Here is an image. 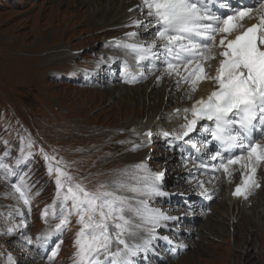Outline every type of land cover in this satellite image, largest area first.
Segmentation results:
<instances>
[{
	"label": "snow or ice",
	"instance_id": "1",
	"mask_svg": "<svg viewBox=\"0 0 264 264\" xmlns=\"http://www.w3.org/2000/svg\"><path fill=\"white\" fill-rule=\"evenodd\" d=\"M137 7L148 18L147 23L134 19L128 26L143 27L146 31L154 29L153 39L148 43L116 41V44L134 57L137 68L142 69L147 61L151 70L159 61L163 65L162 76L175 78L177 87L187 85V99H192L201 82L213 83L214 88L206 98L195 100L191 108L183 110L185 122L174 135L182 140L196 131L201 121L211 122V126L203 124L200 130L210 133L212 141L217 143L209 160L218 164L201 160L197 167L222 170L226 177H231L232 166H239L241 183L232 195L247 199L251 190L260 187L255 177L257 169L264 164V142H261L264 140V0H140ZM245 21L255 22L246 26ZM125 35L134 41L138 33ZM211 61H217L214 75L206 70L212 67ZM124 71L129 77L126 82H135V76L128 73L127 63ZM180 111L177 109L176 114ZM143 135L151 137L152 133ZM208 143L205 141L204 147ZM139 147L133 145L132 150ZM192 147L197 145L192 143ZM44 159L55 161L48 153H44ZM55 162L57 166L53 169L50 164L49 172H55L57 194L62 195L61 211L58 216L53 212L52 218L59 219V223L46 235L63 232L71 216L77 217L79 230L73 241V264H134L132 257L149 251L152 241L159 238L156 230L166 226L162 221L177 219L149 207L146 199L138 198L164 195L156 184L164 173L151 172L143 162L134 165L131 172L122 173L129 180L116 179L111 186L100 183L94 191L73 182L67 166H59L64 163L62 159ZM198 187L199 195L211 199L203 181L198 182ZM11 188L13 197L30 211L31 197L25 182H14ZM123 192L133 195L126 196ZM69 201L71 208L65 212ZM16 212L24 215L20 208ZM47 218L45 209L42 219L47 222ZM8 231L11 234L13 230ZM141 231L147 233V238H142L143 244H131L130 238L137 237ZM58 250L59 245L49 260ZM8 260L9 264H15L10 255Z\"/></svg>",
	"mask_w": 264,
	"mask_h": 264
},
{
	"label": "rangeland",
	"instance_id": "2",
	"mask_svg": "<svg viewBox=\"0 0 264 264\" xmlns=\"http://www.w3.org/2000/svg\"><path fill=\"white\" fill-rule=\"evenodd\" d=\"M103 1L0 0V109L8 111L7 121L13 118L22 122L65 159L75 160L71 164L76 166V176L89 184H93L95 175L137 158L129 153L113 156L104 152L106 149L110 153L120 150L115 144L107 143L108 135L113 142L124 137L126 128L135 121L145 122L147 115H154L153 109L159 110L165 99L158 94L159 103L156 101L153 105L151 96L155 97L152 94L157 92L151 94L153 90L145 87L142 92L139 89L115 92L79 88L50 78V71L70 68L69 62L48 57L58 46L66 53L67 49L93 46L98 41L95 29L102 27L91 24L89 28L93 27V34L86 28L93 22L91 10ZM119 2L115 0L112 9H116ZM121 12L118 9L114 14ZM28 47L38 50L33 52ZM116 128L122 129V133L113 130ZM47 192L41 201L36 200V206L47 201ZM262 196L264 198V194ZM227 208L222 202L214 205L212 216L200 226L195 249L175 264H264V223L257 221L263 225L259 227L261 242L250 233H254L255 228L246 229L240 222V232L234 242L228 230ZM69 251L67 241L62 247L60 264H64Z\"/></svg>",
	"mask_w": 264,
	"mask_h": 264
},
{
	"label": "bare ground",
	"instance_id": "3",
	"mask_svg": "<svg viewBox=\"0 0 264 264\" xmlns=\"http://www.w3.org/2000/svg\"><path fill=\"white\" fill-rule=\"evenodd\" d=\"M92 0H90L89 2H91ZM125 4H126V0H120V2H119V4H118V6H117V8L116 9H112V8H114V6H115V0H113V2H112V0H107V2H106V4L105 5H98L97 6V8L95 9H93V11L94 12H92V14L94 15V14H97V13H95V11H99V10H101V9H103V8H105V11H100L99 13H103V14H105V15H115L116 16V18H115V20H119V19H122L124 16H126L127 15V12L125 11L126 10V7H125ZM118 9H120V10H122L123 12H121L119 15H117V13L116 14H114V12L116 11V10H118ZM98 13V14H99ZM108 15V16H109ZM91 18H93V22H95V21H98V20H103L105 17L104 16H102V17H100V16H96V18H99V19H96L95 17H91ZM72 21V20H71ZM85 22V21H84ZM73 25V24H72ZM71 25V26H72ZM85 25V24H84ZM64 27V26H63ZM71 29V28H70ZM65 32V31H64ZM58 34V33H57ZM30 48H32V47H28V49H30ZM36 49V50H35ZM32 50H34L33 52H35V51H37L38 49H37V47H33L32 48ZM33 54H36V53H33ZM45 54V53H44ZM65 55H64V50H63V48L62 47H57L54 51H52L51 53H50V55L48 56V57H51V58H57V59H59L60 61H62V60H65V57H64ZM36 58H38V57H36ZM54 60V59H53ZM53 62V61H52ZM55 62V61H54ZM36 66V65H35ZM25 69V68H24ZM31 69V68H30ZM28 71V70H27ZM29 71H31V70H29ZM29 74V73H28ZM35 77H36V75H35ZM37 81V80H36ZM163 89L164 90H166V88H164L163 87ZM130 91V90H129ZM134 91V90H133ZM151 92V91H150ZM131 93V92H130ZM164 94H166V92L164 93ZM153 98H155V97H153ZM162 102V101H161ZM159 103V101L157 102V104ZM139 108V107H138ZM154 111H157V109H153ZM171 110V109H170ZM169 110V111H170ZM168 111V112H169ZM164 111H161V112H157L153 117H148V119L146 120V122L145 123H142V122H135L134 123V125H133V129L129 132V137H132V136H134L135 134H140L142 131H144V130H146V129H148V128H150L151 127V125L152 124H154L155 123V116H159V118H161V116L162 117H164L165 118V116H164ZM138 120V119H137ZM111 162V161H110ZM220 206V205H219ZM260 208V207H262L261 205H256V207L255 208ZM223 208V207H222ZM241 213H242V215H245V217H247L248 215H246L247 214V212H244L243 210L241 211ZM245 242V241H244Z\"/></svg>",
	"mask_w": 264,
	"mask_h": 264
}]
</instances>
